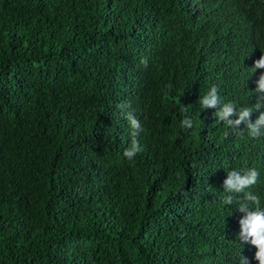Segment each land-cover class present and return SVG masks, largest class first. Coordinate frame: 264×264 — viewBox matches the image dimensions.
<instances>
[{
	"label": "trees",
	"instance_id": "trees-1",
	"mask_svg": "<svg viewBox=\"0 0 264 264\" xmlns=\"http://www.w3.org/2000/svg\"><path fill=\"white\" fill-rule=\"evenodd\" d=\"M262 52L264 0H0V264H258L223 199L264 207V135L200 99L256 104Z\"/></svg>",
	"mask_w": 264,
	"mask_h": 264
},
{
	"label": "clouds",
	"instance_id": "clouds-1",
	"mask_svg": "<svg viewBox=\"0 0 264 264\" xmlns=\"http://www.w3.org/2000/svg\"><path fill=\"white\" fill-rule=\"evenodd\" d=\"M141 63L147 66V58H141ZM253 72L256 69H264V52L260 57L254 61L252 67ZM257 93H264V71L260 73L257 81V87L255 89ZM264 102V94L259 96V100L252 107H237L233 102L221 101L218 85L213 84L207 93L201 97L200 106L204 107H216L218 104H222L219 111L216 114L218 120L223 121L230 129H236L243 122L248 129V135L256 138L264 133L261 132V126H264V112H261L258 118L253 123L251 121V113L261 108ZM121 109L126 107L121 104L118 105ZM126 119L129 122L132 130V136L136 137L143 130L139 120L131 113H126ZM181 124L185 128H191L193 122L189 118H185L181 121ZM243 134L242 132L240 133ZM141 151L139 142L135 139L132 141L130 148L125 149L123 155L133 160L135 155ZM259 182V172L255 168H247L243 171L230 170L228 171V177L224 181V191L226 193L223 203L224 205H238L237 209L245 215L239 220L240 231L237 235L240 243H251L255 246V259L258 264H264V207H261L260 197L251 191V189ZM239 264H248L247 257L240 255Z\"/></svg>",
	"mask_w": 264,
	"mask_h": 264
}]
</instances>
